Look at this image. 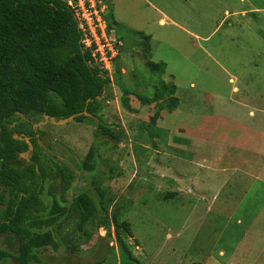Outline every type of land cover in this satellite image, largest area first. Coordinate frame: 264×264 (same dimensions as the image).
Listing matches in <instances>:
<instances>
[{
    "label": "rangeland",
    "instance_id": "obj_1",
    "mask_svg": "<svg viewBox=\"0 0 264 264\" xmlns=\"http://www.w3.org/2000/svg\"><path fill=\"white\" fill-rule=\"evenodd\" d=\"M93 1L117 41V58L106 60L112 84L92 114L99 122L38 125L53 153L44 156L66 160L78 176L60 246L41 249L32 264H264V0ZM150 60L166 72L154 74ZM162 80L175 86L174 100L156 103ZM101 121L121 126L123 139L102 136ZM93 147L100 158L87 173ZM92 182L110 219L130 224L128 236L99 228L96 216L74 230L75 200ZM16 243L0 239L13 253Z\"/></svg>",
    "mask_w": 264,
    "mask_h": 264
},
{
    "label": "trees",
    "instance_id": "obj_2",
    "mask_svg": "<svg viewBox=\"0 0 264 264\" xmlns=\"http://www.w3.org/2000/svg\"><path fill=\"white\" fill-rule=\"evenodd\" d=\"M106 19L112 30L109 17ZM81 39L78 20L66 0H0V239L6 236L8 243L17 242L16 253L0 247V264L9 259L14 260L13 264H32L39 260L41 249L60 246V223L70 215L66 203L74 199L70 190L78 170L50 155L44 156L35 139L34 163L21 165L17 159L28 151V145L14 135L20 136L24 131L33 137V127L26 118L38 123L46 117L68 118L85 109L96 113L112 80L107 70L94 65L92 53ZM147 66L159 76L167 69L165 62L152 60ZM175 91V86L162 80L151 98L156 103L167 96L174 100ZM141 101L149 102L143 97ZM157 117L158 112L150 123L156 124ZM86 119L89 117L82 115L75 120ZM25 125H29V130L23 129ZM98 126L107 140L120 141L125 136L121 126L103 121ZM99 158V151L91 148L81 165L82 171L95 173ZM48 183L52 204L46 216L42 194ZM91 184L95 190L90 187L75 200L78 222L74 230L84 231V226L96 216L100 218L99 228L109 229L113 224L118 235L128 236L130 224L117 221L115 216L110 219L103 206L105 192L96 182Z\"/></svg>",
    "mask_w": 264,
    "mask_h": 264
},
{
    "label": "built area",
    "instance_id": "obj_3",
    "mask_svg": "<svg viewBox=\"0 0 264 264\" xmlns=\"http://www.w3.org/2000/svg\"><path fill=\"white\" fill-rule=\"evenodd\" d=\"M67 2L73 9L75 17L78 20V27L82 32L81 42L83 43L85 49L92 53L95 62L98 63V66L110 71L107 68L106 60L108 59L110 61L117 56L114 51L117 41L111 39L113 36H111L112 30H109L106 17L103 16V11L100 6H96L93 0H68ZM99 39L101 41H106V44L104 43L100 45ZM112 42L113 45L111 44ZM119 45L118 51L121 49L123 44L120 42ZM95 46L97 47L94 48ZM107 46L108 51L105 50V55L102 47L106 48ZM112 46L114 47L112 48ZM99 61L102 62V64Z\"/></svg>",
    "mask_w": 264,
    "mask_h": 264
},
{
    "label": "flooded vegetation",
    "instance_id": "obj_4",
    "mask_svg": "<svg viewBox=\"0 0 264 264\" xmlns=\"http://www.w3.org/2000/svg\"><path fill=\"white\" fill-rule=\"evenodd\" d=\"M26 122H29V123H31V125H32V127H33V130H34V135H33V137L31 136H27L26 134H25V132L24 131H22V132H20V136H27V137H29L30 138V141H31V143H32V139H35L36 140V142L42 147V149L43 150H45L48 154H53L52 153V151L50 150V148L49 147H45L42 143H41V140L44 138V136L47 134V132H46V130H44L43 129V127H41V125L40 126H38L41 122H33V121H31L30 119H28V118H26V119H24ZM45 121H46V119H45ZM44 121V122H45ZM11 126L13 127V126H15V123H12L11 124ZM24 130H29V125H25L24 126V128H23ZM41 131H44L45 132V134L42 136V134H41ZM27 143V142H26ZM27 145H28V143H27ZM32 145H33V150H31L30 149V146L28 145V151L27 152H25V153H20L19 154V158L17 159V161L21 164V165H30L31 163H34V161L32 160V156H33V154H34V150H35V147H34V144L32 143ZM24 154H26L25 156H23ZM50 156H53V155H50ZM54 157V156H53ZM56 158V160H58L59 161V158H57V157H55ZM61 161V160H60ZM61 162H63V163H66L67 165H69V166H71L70 165V163L69 162H67L66 160H62ZM72 167V166H71Z\"/></svg>",
    "mask_w": 264,
    "mask_h": 264
},
{
    "label": "water",
    "instance_id": "obj_5",
    "mask_svg": "<svg viewBox=\"0 0 264 264\" xmlns=\"http://www.w3.org/2000/svg\"><path fill=\"white\" fill-rule=\"evenodd\" d=\"M82 115L87 116L89 118H93V119H95V120H97L99 122V119L98 118H96L94 115H92L91 113H89L85 109V111L82 112V113H77V114H74V115H72V116H70L68 118H62L60 120H56L53 117H46V121L44 123L52 122V123H55V124H64V123H68V122H70L72 120H75L78 116H82ZM14 138L19 139V140H24L25 142L28 143V145L30 146V149L33 150V145L31 143L29 137H27V136H19V135L16 134V135H14Z\"/></svg>",
    "mask_w": 264,
    "mask_h": 264
},
{
    "label": "clouds",
    "instance_id": "obj_6",
    "mask_svg": "<svg viewBox=\"0 0 264 264\" xmlns=\"http://www.w3.org/2000/svg\"><path fill=\"white\" fill-rule=\"evenodd\" d=\"M107 20V19H106ZM108 23V22H107ZM111 77V76H110Z\"/></svg>",
    "mask_w": 264,
    "mask_h": 264
}]
</instances>
